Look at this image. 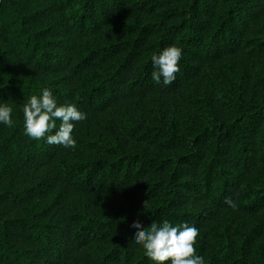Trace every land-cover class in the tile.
<instances>
[{
    "label": "trees",
    "instance_id": "16d2710c",
    "mask_svg": "<svg viewBox=\"0 0 264 264\" xmlns=\"http://www.w3.org/2000/svg\"><path fill=\"white\" fill-rule=\"evenodd\" d=\"M45 88L87 115L75 149L24 134ZM0 103V264H153L132 226L163 220L264 264V0H0Z\"/></svg>",
    "mask_w": 264,
    "mask_h": 264
},
{
    "label": "clouds",
    "instance_id": "9594fccd",
    "mask_svg": "<svg viewBox=\"0 0 264 264\" xmlns=\"http://www.w3.org/2000/svg\"><path fill=\"white\" fill-rule=\"evenodd\" d=\"M182 58L181 49L176 46L164 48L159 54L151 56L153 71L151 80L164 87L174 83L179 74L178 65ZM24 134L33 139H45L46 143L58 144L67 149H75L76 140L72 133L74 122L84 121L86 113L81 112L74 104H59L49 88L40 95H32L24 103ZM13 108L7 103H0V124L13 127ZM57 120L60 126L57 129ZM225 204L236 208L235 202L225 198ZM136 247L143 250L144 255L153 264H205L204 257L196 254L194 247L199 229L188 224L173 226L168 220L153 221L149 227L143 228L139 223L133 224Z\"/></svg>",
    "mask_w": 264,
    "mask_h": 264
}]
</instances>
